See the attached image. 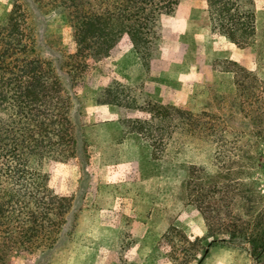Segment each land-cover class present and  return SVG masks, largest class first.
I'll return each mask as SVG.
<instances>
[{
	"label": "rangeland",
	"instance_id": "rangeland-1",
	"mask_svg": "<svg viewBox=\"0 0 264 264\" xmlns=\"http://www.w3.org/2000/svg\"><path fill=\"white\" fill-rule=\"evenodd\" d=\"M20 1L36 55L66 81L65 62L74 44L61 0ZM12 3L0 0V23ZM254 4V34L249 43L234 44L210 21L206 26L182 25L174 19L168 24V18L160 25L154 58L139 61L124 37L109 57L90 67L75 89L90 178L68 220V239L44 264H171L160 240L171 226L190 240H202L197 251L190 250L200 257L207 249L202 264H264V259L258 263L239 248L209 245L210 239H203L207 225L190 195V183L198 190L250 185L256 197L253 204L240 198L230 210L218 212L227 218L245 216L248 206L255 208L259 202V209L264 203L260 198L264 195V122L258 114L264 100L242 94L232 72L237 64L264 78V0ZM114 81L135 88L142 98L190 111L213 128L182 135L179 147L174 144L166 154L154 157L138 134H119L117 124H104L103 118L118 120L109 105L96 104V92ZM44 168L60 177L63 190L78 189L80 167L50 161ZM176 256L181 264L182 253ZM10 260L33 264L35 256Z\"/></svg>",
	"mask_w": 264,
	"mask_h": 264
},
{
	"label": "trees",
	"instance_id": "trees-1",
	"mask_svg": "<svg viewBox=\"0 0 264 264\" xmlns=\"http://www.w3.org/2000/svg\"><path fill=\"white\" fill-rule=\"evenodd\" d=\"M181 1L61 0L74 44V52L65 62L64 81L36 55L27 13L21 1L13 0L0 23V264H11V257L26 255L35 256L33 264H44L66 242L71 233L68 220L90 178L75 89L90 67L109 57L124 37L139 61L154 58L160 25L178 15ZM206 6L214 29L234 44L250 42L254 0H206ZM233 65L238 90L264 100V78ZM95 100L98 105L115 106L123 133L138 134L148 142L154 157L166 154L174 144L179 147L182 135L213 128L190 111L142 98L135 88L117 81L96 92ZM259 112L264 122V102ZM50 161L80 167L75 192L63 190L60 177L45 170ZM190 186L191 201L207 225L203 239L209 238V245L239 248L258 263L264 259V203L259 209V202L255 208L248 206L245 216L218 214L221 209L230 210L240 198L253 204L256 197L250 185L224 184L199 190L195 183ZM176 236L181 240L176 242ZM160 240L171 264H177L178 252L183 256L181 264H202L207 249L200 257L190 254L202 240H190L174 226Z\"/></svg>",
	"mask_w": 264,
	"mask_h": 264
},
{
	"label": "crops",
	"instance_id": "crops-1",
	"mask_svg": "<svg viewBox=\"0 0 264 264\" xmlns=\"http://www.w3.org/2000/svg\"><path fill=\"white\" fill-rule=\"evenodd\" d=\"M197 8V12H194ZM179 14L177 16H171L168 20V24H171V21H176L182 25H192V24H198V25H209L208 21V12H207V6H206V0H202L201 2H198L197 0H182L180 3V6L178 7ZM203 21L206 22V24H203ZM164 26V24L162 25ZM161 39V38H160ZM107 106V105H103ZM112 109L110 110L113 117H115V106L109 105ZM116 118V117H115ZM104 119V124L106 126L113 127L115 124L118 126V133H123V129L119 121H115L114 118L110 117L108 119Z\"/></svg>",
	"mask_w": 264,
	"mask_h": 264
}]
</instances>
